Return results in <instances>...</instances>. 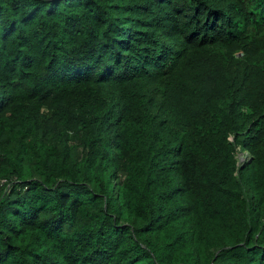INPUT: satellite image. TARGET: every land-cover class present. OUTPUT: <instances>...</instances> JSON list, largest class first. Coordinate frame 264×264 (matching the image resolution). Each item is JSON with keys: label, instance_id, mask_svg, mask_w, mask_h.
Here are the masks:
<instances>
[{"label": "trees", "instance_id": "trees-1", "mask_svg": "<svg viewBox=\"0 0 264 264\" xmlns=\"http://www.w3.org/2000/svg\"><path fill=\"white\" fill-rule=\"evenodd\" d=\"M0 264H264V0H0Z\"/></svg>", "mask_w": 264, "mask_h": 264}, {"label": "rangeland", "instance_id": "rangeland-1", "mask_svg": "<svg viewBox=\"0 0 264 264\" xmlns=\"http://www.w3.org/2000/svg\"><path fill=\"white\" fill-rule=\"evenodd\" d=\"M238 56H240V53L238 54ZM238 148H237L238 151H237V154H236L237 167H238L237 171H236L237 176L240 175V166H241V164L243 163L244 160L247 159V157H246L247 154H246L245 150H243L242 148H240V149H238ZM1 183H3V182H1ZM240 183H241L243 189L247 188V184L245 182V175L240 177Z\"/></svg>", "mask_w": 264, "mask_h": 264}]
</instances>
